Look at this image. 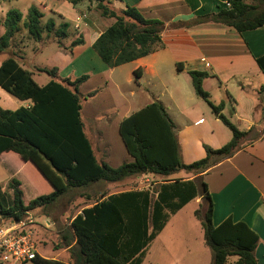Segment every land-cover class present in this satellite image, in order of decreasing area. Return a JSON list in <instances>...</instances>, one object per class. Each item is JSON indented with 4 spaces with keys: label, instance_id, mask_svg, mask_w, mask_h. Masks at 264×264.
<instances>
[{
    "label": "trees",
    "instance_id": "16d2710c",
    "mask_svg": "<svg viewBox=\"0 0 264 264\" xmlns=\"http://www.w3.org/2000/svg\"><path fill=\"white\" fill-rule=\"evenodd\" d=\"M69 1L74 6L87 1L88 10H96L103 17L114 19V23L93 43L98 55L112 68L164 47L162 32L165 23L146 18L134 6L117 9L114 0ZM228 2V7L198 16L193 23L212 21L234 27L239 32L264 25V0ZM43 18L40 8L30 7L23 23L29 38L41 40L45 33L53 31L59 38L68 35L69 23L56 27L51 19L43 24ZM22 19L23 14L18 9L7 12L3 22L5 30L0 33V52L10 47ZM184 24L189 23H181ZM72 44H84L83 36ZM257 61L264 73V56ZM36 71L46 73L50 80L39 84L34 79L35 72L25 68L14 56H8L0 63V87L18 101L28 103L14 110L0 106V155L10 151L19 154L50 184L53 182L58 187L25 203L19 180L13 179L8 185L13 195L11 201L0 186V224L25 219L39 209L48 218L47 210L61 197L98 181L119 182L138 175L158 176L160 179L154 187L110 195L77 214L61 235L60 246L69 247L70 262L38 254L32 264H142L148 246L171 216L200 196L202 210L197 209L195 214L202 218L205 243L212 251L211 264H227L234 256L238 257L234 264H258L255 254L258 234L245 222H235L231 217L219 225L214 224V204L201 174L239 151L250 134L256 133L252 137L254 141L262 134L256 127L240 130L221 113L223 102L219 105L211 102L210 94L203 88L209 73L189 71L196 94L231 130L232 138L228 143L218 149L205 144L206 156L185 164L172 119L161 103L153 102L122 119L119 133L134 161L112 167L97 160L85 130L82 103L97 93L96 90L83 96L79 91L89 75L60 79L56 66L38 67ZM260 92H264V84ZM180 171L197 176L192 179L171 178Z\"/></svg>",
    "mask_w": 264,
    "mask_h": 264
},
{
    "label": "crops",
    "instance_id": "0c3cea01",
    "mask_svg": "<svg viewBox=\"0 0 264 264\" xmlns=\"http://www.w3.org/2000/svg\"><path fill=\"white\" fill-rule=\"evenodd\" d=\"M227 2L228 0H114L117 9L134 6L146 18L163 21L165 27L162 32L163 48L112 68L98 55L93 43L114 23V19L103 17L96 10H88L89 2L83 1L78 4L83 5L81 9L72 7L75 10L63 13L75 24V39L83 36L84 44L79 45L77 52H72L74 56L64 68L56 67L59 68L60 79L89 75L80 85L79 91L83 96L96 90L97 93L85 98L82 103L85 130L97 160L112 167L134 161L119 133L122 119L153 102L161 103L172 119L185 164L204 158L205 144L218 149L228 143L232 138L231 130L213 110L214 117L210 116V120L204 117L201 103L196 101L198 95L185 86L183 80L185 75H189V71L209 73L203 87L210 94L211 102L215 105H219L218 101L224 102L221 113L234 118L240 130L248 131L256 127L262 134L255 141L250 134L239 151L201 174L208 184L214 204L213 222L219 225L229 217L235 222H245L259 236L255 254L258 264H264V92H260L264 84L261 74L264 73L257 61L264 56V25L239 32L234 27L212 21L193 23L196 17L215 13L225 7ZM69 4L72 3L69 1ZM43 10H48V7L45 6ZM58 26L56 23V27ZM96 78L100 80L101 90L94 89L93 82L97 81ZM96 100L99 103L94 106ZM22 105L27 106L28 103L18 101L0 87V106L14 110ZM209 107L211 108L210 105ZM11 158L16 160L17 166L11 162ZM0 160H3L0 161V186L6 196L8 191L11 192V197L7 196L8 201L13 196L12 190L8 188L13 179L20 181L25 203L34 199L30 196L29 201L25 200L27 186L34 193L33 197L50 193L58 187L53 182L50 184L30 162L24 161L15 152L2 153ZM6 162L11 166L4 171L2 167ZM196 176L180 171L171 178L192 179ZM158 179V176L138 175L119 182L98 181L61 197L50 209L54 211L55 217L60 215L58 224L62 227L65 224L64 218L73 210L76 213L70 223L83 209L92 207L98 200L101 202L110 195L124 191L154 187L159 183ZM201 200L200 196L189 203L200 204ZM182 209L171 216L164 229L150 243L145 259L149 257L151 245L159 240ZM45 222L50 225L49 219ZM178 226L186 229L187 224L179 223ZM58 231L59 229L54 232ZM38 252L46 258L71 261L69 247L53 248L51 254L44 253L41 248H38ZM237 260V256L230 257L227 264H234ZM174 261L212 263L211 260L203 262L201 254L197 252L180 259L174 258Z\"/></svg>",
    "mask_w": 264,
    "mask_h": 264
},
{
    "label": "rangeland",
    "instance_id": "374dc122",
    "mask_svg": "<svg viewBox=\"0 0 264 264\" xmlns=\"http://www.w3.org/2000/svg\"><path fill=\"white\" fill-rule=\"evenodd\" d=\"M32 6H36L41 10H43L45 6L48 7V10H43L45 14L43 24L50 19L54 20L59 26H62L61 23H69L67 31L68 35L59 38L53 31L50 34L45 33L41 40L29 38L28 32L24 28L23 23L28 17L29 9ZM72 7L78 10L81 9L83 5L74 6L69 4V0H2L0 2V33H3L5 30L3 22L10 9L20 10L23 14V19L18 26L16 36L11 42L10 47L0 52V63L8 56H14L25 68L35 72L34 79L39 84L47 82L50 77L46 73L37 72L36 68H50L52 66L64 68L63 66H66L72 60L74 56L72 52H77L76 50L79 47V45L74 46L72 44L76 37V31L74 29L75 24L71 19L65 17V14L63 13L74 9ZM62 16H64V18H62ZM261 75L264 81V75ZM96 79L97 81L93 82V85L95 86L94 89L101 90L100 80L98 78ZM183 80L185 86L189 87L195 93L190 75H185ZM111 90L115 92L114 88H111ZM232 90H234V88ZM250 92L251 91H249V93ZM196 101L201 103L204 117L207 118V120H210V116L214 117L213 109L209 107V104L203 98L196 96ZM98 103L99 102L96 100L93 105L97 106L95 104ZM220 103L221 102L218 101V104ZM112 118H114V115ZM229 119L233 123H236L234 118L232 119L229 117ZM224 129L228 128L224 127ZM255 135L256 133L254 132L251 136L253 137ZM11 162L17 166L15 159L11 158ZM10 166L11 165L6 162V165H3L2 168L4 171H7ZM25 192L26 201L30 200V196L36 198V196L33 197L34 193L29 190V186L25 187ZM7 196L11 197V192L8 191ZM197 209L200 211L202 210L201 205L196 204L195 202L189 203L182 209L180 214L172 220L169 228L160 236L159 240L151 245L149 257L145 259L143 264H190L188 261H174V258L180 259L185 255L194 252L201 254V260L203 262H209V260L212 262V251L209 246L205 244L202 218L195 216L194 214V211ZM43 212L44 211H37L31 213L35 221L38 223V232L36 230L37 246L39 250L41 248V251L44 253L51 254L53 248L61 247V235L69 227L70 220L75 215L76 211L73 210L64 218L65 224H63L62 227L58 224L60 215L55 217L56 215H54V211L50 209V211H48L50 216L47 218L44 216ZM46 219H49L50 225H46ZM179 223L187 224L186 229H182V227L178 226ZM57 229H59V231L57 233L54 232ZM189 229L190 233L187 234Z\"/></svg>",
    "mask_w": 264,
    "mask_h": 264
},
{
    "label": "built area",
    "instance_id": "2783aa9c",
    "mask_svg": "<svg viewBox=\"0 0 264 264\" xmlns=\"http://www.w3.org/2000/svg\"><path fill=\"white\" fill-rule=\"evenodd\" d=\"M229 5L227 2L226 6ZM37 227L38 223L32 214L19 221H2L0 224V264L32 263L39 254L36 241Z\"/></svg>",
    "mask_w": 264,
    "mask_h": 264
}]
</instances>
